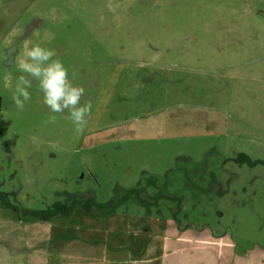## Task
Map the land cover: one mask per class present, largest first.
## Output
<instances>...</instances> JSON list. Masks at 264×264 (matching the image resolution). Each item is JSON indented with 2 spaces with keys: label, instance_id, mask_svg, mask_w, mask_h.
Masks as SVG:
<instances>
[{
  "label": "rangeland",
  "instance_id": "obj_1",
  "mask_svg": "<svg viewBox=\"0 0 264 264\" xmlns=\"http://www.w3.org/2000/svg\"><path fill=\"white\" fill-rule=\"evenodd\" d=\"M37 44L91 101L82 134L38 82L16 108ZM151 178L171 198L151 211L176 235L165 264H264V0H0V191L39 211Z\"/></svg>",
  "mask_w": 264,
  "mask_h": 264
},
{
  "label": "crops",
  "instance_id": "obj_2",
  "mask_svg": "<svg viewBox=\"0 0 264 264\" xmlns=\"http://www.w3.org/2000/svg\"><path fill=\"white\" fill-rule=\"evenodd\" d=\"M77 211L43 222L0 204V264H165L176 235L161 218Z\"/></svg>",
  "mask_w": 264,
  "mask_h": 264
},
{
  "label": "clouds",
  "instance_id": "obj_3",
  "mask_svg": "<svg viewBox=\"0 0 264 264\" xmlns=\"http://www.w3.org/2000/svg\"><path fill=\"white\" fill-rule=\"evenodd\" d=\"M53 50L34 45L26 49L19 60L18 76L12 100L18 110H24L25 102L31 99L28 89L33 82H38L43 92V104L57 115L68 114L77 134H82L87 126V118L92 110V103L81 104L85 89L75 86L68 78V70L60 59H53ZM10 82L6 81L8 87ZM57 115L50 117L49 122L55 123Z\"/></svg>",
  "mask_w": 264,
  "mask_h": 264
},
{
  "label": "trees",
  "instance_id": "obj_4",
  "mask_svg": "<svg viewBox=\"0 0 264 264\" xmlns=\"http://www.w3.org/2000/svg\"><path fill=\"white\" fill-rule=\"evenodd\" d=\"M154 188L157 190L155 196H149L147 189ZM170 199L165 196L156 178L147 181L146 186H139L136 189L126 191L119 190L108 203H99L91 194H67L62 202L55 203L46 210L32 211L24 210L19 206L13 194H7L0 191V204L2 207L12 209L21 216L30 217L43 222H50L56 217L70 218L76 210H80L83 215L94 217H111L115 215L118 209L127 204L130 200H134L135 204L141 208L148 210L159 209L162 202ZM173 200H176L175 198ZM177 215V214H176Z\"/></svg>",
  "mask_w": 264,
  "mask_h": 264
},
{
  "label": "flooded vegetation",
  "instance_id": "obj_5",
  "mask_svg": "<svg viewBox=\"0 0 264 264\" xmlns=\"http://www.w3.org/2000/svg\"><path fill=\"white\" fill-rule=\"evenodd\" d=\"M152 189L154 190L153 195H149V196H155V195L158 193L156 189H154V188H152ZM161 190H162V189H161ZM162 192L164 193L163 190H162ZM164 195H165V194H164ZM165 196H166V195H165ZM167 197H169V196H167ZM169 198H170V197H169ZM170 199H171V198H170ZM173 199H174V198H173ZM161 205H162V204H161ZM140 208H141V207H140ZM142 209H144V208H142ZM144 210H145V211H148V210H146V209H144ZM152 210H153V209H152ZM152 210H150V212H151ZM178 211H179V209H178ZM158 212H159L158 214H159L160 216H162L161 212H160V211H158ZM171 213H172V212H171ZM177 213H178V212H177ZM172 216H173L172 219H177V218H176L177 215L175 214V212L172 213Z\"/></svg>",
  "mask_w": 264,
  "mask_h": 264
},
{
  "label": "water",
  "instance_id": "obj_6",
  "mask_svg": "<svg viewBox=\"0 0 264 264\" xmlns=\"http://www.w3.org/2000/svg\"><path fill=\"white\" fill-rule=\"evenodd\" d=\"M42 25V22H40V21H38V20H36L35 22H34V26H41Z\"/></svg>",
  "mask_w": 264,
  "mask_h": 264
}]
</instances>
